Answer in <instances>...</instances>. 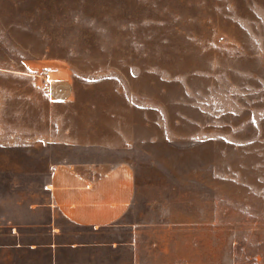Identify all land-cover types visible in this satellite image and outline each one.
<instances>
[{
	"label": "rangeland",
	"instance_id": "rangeland-1",
	"mask_svg": "<svg viewBox=\"0 0 264 264\" xmlns=\"http://www.w3.org/2000/svg\"><path fill=\"white\" fill-rule=\"evenodd\" d=\"M5 69L26 71L28 202L52 161L126 159L118 264H264V0H0Z\"/></svg>",
	"mask_w": 264,
	"mask_h": 264
},
{
	"label": "crops",
	"instance_id": "crops-1",
	"mask_svg": "<svg viewBox=\"0 0 264 264\" xmlns=\"http://www.w3.org/2000/svg\"><path fill=\"white\" fill-rule=\"evenodd\" d=\"M5 70L9 74L0 81V264H118L124 245H134L133 238H123L124 230L134 236L136 222L133 165L126 159L52 161L40 198L28 202L22 180L28 155L26 71L14 70L19 75L13 77ZM13 84L18 99H12ZM64 96L55 94L56 100ZM15 165L20 171L13 179Z\"/></svg>",
	"mask_w": 264,
	"mask_h": 264
},
{
	"label": "built area",
	"instance_id": "built-area-1",
	"mask_svg": "<svg viewBox=\"0 0 264 264\" xmlns=\"http://www.w3.org/2000/svg\"><path fill=\"white\" fill-rule=\"evenodd\" d=\"M44 85H45L46 88L50 87L49 81L47 80L46 77L44 78Z\"/></svg>",
	"mask_w": 264,
	"mask_h": 264
}]
</instances>
